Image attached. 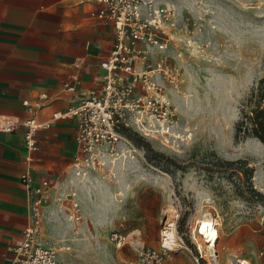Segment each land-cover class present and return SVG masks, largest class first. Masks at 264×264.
<instances>
[{
    "label": "rangeland",
    "instance_id": "374dc122",
    "mask_svg": "<svg viewBox=\"0 0 264 264\" xmlns=\"http://www.w3.org/2000/svg\"><path fill=\"white\" fill-rule=\"evenodd\" d=\"M166 1L180 29V41L163 53L179 81L167 94L170 135L165 141L130 131L135 153L111 174L92 175L95 189L86 199L65 197L63 233L47 240L42 235L43 243L70 264H130L133 244L159 246L166 220L178 215L176 230L189 244L190 228L210 214L223 261L236 253L264 264V145L252 136L235 138L264 75V0ZM109 196L114 200L107 207L102 203ZM113 231L125 237L123 245L111 240ZM171 257L172 264H193L183 248Z\"/></svg>",
    "mask_w": 264,
    "mask_h": 264
},
{
    "label": "crops",
    "instance_id": "0c3cea01",
    "mask_svg": "<svg viewBox=\"0 0 264 264\" xmlns=\"http://www.w3.org/2000/svg\"><path fill=\"white\" fill-rule=\"evenodd\" d=\"M98 8L94 0H0V116L20 121L35 118L47 124L36 132L30 154L23 127L0 133V264H9L12 248L22 242L24 228L31 221L30 198L22 183L25 173L32 186L44 179L50 183L37 208L45 240L63 233L68 221L62 210L64 198L78 200L82 194L86 199L95 189H90L92 175L79 178L72 169L78 153L75 118L53 115L65 113L83 92L99 87L98 65L112 46L113 26L98 21ZM65 83L76 92L67 91ZM41 94L47 97L42 99ZM113 198H103L102 204L109 207ZM106 212L104 208L98 213L102 220ZM218 244L219 240V253ZM229 255L260 264L253 255H248L250 261L236 253H229L224 261L219 253L221 262L226 264ZM166 264H172L171 256Z\"/></svg>",
    "mask_w": 264,
    "mask_h": 264
},
{
    "label": "built area",
    "instance_id": "2783aa9c",
    "mask_svg": "<svg viewBox=\"0 0 264 264\" xmlns=\"http://www.w3.org/2000/svg\"><path fill=\"white\" fill-rule=\"evenodd\" d=\"M99 4L96 18L113 26V42L107 55L100 60L99 87L82 93L80 101L65 113H55L53 118H75L74 141L78 153L74 156L72 169L82 178L101 175L136 149L128 133L155 137L159 134L166 141L171 130V109L168 89L178 88V70L166 62L168 43L180 41L179 18L166 0H94ZM154 56L157 58L154 59ZM69 92H76L73 85L65 83ZM47 96L41 94V98ZM23 104L27 105L24 101ZM18 127L24 128L26 151L35 149V134L47 127L35 118L18 120L0 116V133L10 134ZM125 147V148H123ZM30 160V156L27 157ZM32 207L31 221L24 228L23 240L12 248L9 264H70L60 257L53 247L42 240L40 213L43 195L49 188L48 179L32 186L28 173L22 176ZM75 194L72 193V196ZM178 215L166 220L160 231L158 247L133 244L136 257L130 264H166L171 253L185 249L194 264H224L216 247L210 248L199 235L197 222L187 233L189 244L176 230ZM213 226L218 231V223ZM173 227L175 244H163V230ZM219 232V231H218ZM116 246L125 243V237L117 231L110 234ZM219 237L217 239L218 243ZM217 245V244H216ZM177 248V249H174ZM226 264H250L237 255H229Z\"/></svg>",
    "mask_w": 264,
    "mask_h": 264
},
{
    "label": "trees",
    "instance_id": "16d2710c",
    "mask_svg": "<svg viewBox=\"0 0 264 264\" xmlns=\"http://www.w3.org/2000/svg\"><path fill=\"white\" fill-rule=\"evenodd\" d=\"M235 126V138L252 136L264 145V75L259 78ZM128 136L130 134L128 133Z\"/></svg>",
    "mask_w": 264,
    "mask_h": 264
},
{
    "label": "bare ground",
    "instance_id": "6f19581e",
    "mask_svg": "<svg viewBox=\"0 0 264 264\" xmlns=\"http://www.w3.org/2000/svg\"><path fill=\"white\" fill-rule=\"evenodd\" d=\"M161 145L166 147L164 143H162ZM209 215L210 214H205L203 219L197 222V227H198L197 230L199 231V235H201V237L205 239L206 241L205 243L208 244L210 248H213L216 247V242L219 237V232L217 231L216 227L213 226L214 221L209 217ZM205 225H208V227H204ZM162 233H163L162 236H164L163 244L168 247L174 246L175 232L173 227L163 230Z\"/></svg>",
    "mask_w": 264,
    "mask_h": 264
},
{
    "label": "snow or ice",
    "instance_id": "6c2138e0",
    "mask_svg": "<svg viewBox=\"0 0 264 264\" xmlns=\"http://www.w3.org/2000/svg\"><path fill=\"white\" fill-rule=\"evenodd\" d=\"M204 227H208V225H205Z\"/></svg>",
    "mask_w": 264,
    "mask_h": 264
}]
</instances>
